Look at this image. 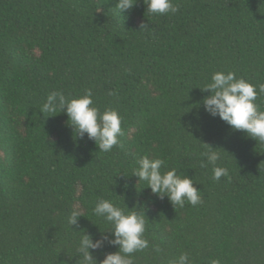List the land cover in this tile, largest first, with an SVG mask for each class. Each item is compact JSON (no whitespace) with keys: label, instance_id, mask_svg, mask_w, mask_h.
<instances>
[{"label":"trees","instance_id":"obj_1","mask_svg":"<svg viewBox=\"0 0 264 264\" xmlns=\"http://www.w3.org/2000/svg\"><path fill=\"white\" fill-rule=\"evenodd\" d=\"M117 2L0 0V264H76L83 232L112 238L92 212L98 198L146 216L149 247L135 264L181 252L191 264H264V143L202 103L215 72L264 84V0H172L179 10L168 15L147 13L144 0L119 14ZM85 89L123 118L110 152L81 139L65 113L39 111L52 91ZM257 103L264 111V94ZM204 144L229 177L200 166ZM145 155L193 178L202 203L174 208L138 183ZM76 209L83 217L70 227ZM116 251L105 243L94 255Z\"/></svg>","mask_w":264,"mask_h":264},{"label":"clouds","instance_id":"obj_2","mask_svg":"<svg viewBox=\"0 0 264 264\" xmlns=\"http://www.w3.org/2000/svg\"><path fill=\"white\" fill-rule=\"evenodd\" d=\"M136 3L137 0H118L115 8L120 14L133 9ZM144 3L147 5V13L151 15L175 14L179 10L172 0H144ZM141 27L142 30L148 31V25ZM202 91L211 93L202 102L204 110L210 116L219 117L233 130L242 131L250 138L264 143V111L260 110L257 103L258 97L264 94V84L257 87L243 78H237L231 71L215 72L211 76V82L206 84ZM39 111L49 117L55 116L57 112L65 113L76 134L81 139L87 135L103 152H110L120 145L119 138L124 135L121 126L123 118L115 109H105L101 112L95 107L91 89H85L79 98H69L62 91H52ZM204 145L207 150L200 154L205 158L200 162V166L206 168L211 165L212 179L215 181L229 177V169L218 166L220 153L211 146ZM136 163L138 167L133 170L132 176L138 178V183L146 181L147 188H150L153 194L160 198L167 197L174 208H183L185 203L193 207L202 203L201 191L194 186V179L184 173L177 174L175 168L162 171V168H167L164 159H150L145 155ZM92 212L112 226L109 230L112 238L101 235L100 239L94 240L91 235L82 231L83 236L77 243L76 254L73 255L78 257L76 264H135L133 254L149 247L145 238L146 216L136 208L130 210L125 204L121 207L104 198L97 199ZM80 217H83L81 211L73 210L68 218L70 227L77 225ZM105 243L118 247V251L107 253L102 260H98L94 253L102 250ZM153 247L157 253L162 251L158 246ZM169 264H191V260L187 253L181 252L178 257L170 260ZM212 264H219V261H213Z\"/></svg>","mask_w":264,"mask_h":264}]
</instances>
